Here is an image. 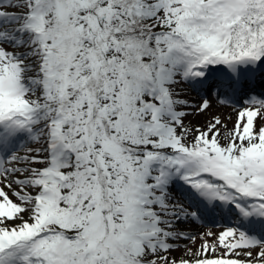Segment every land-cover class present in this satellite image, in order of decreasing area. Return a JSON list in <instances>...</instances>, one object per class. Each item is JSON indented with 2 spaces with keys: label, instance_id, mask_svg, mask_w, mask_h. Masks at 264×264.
<instances>
[{
  "label": "snow or ice",
  "instance_id": "snow-or-ice-1",
  "mask_svg": "<svg viewBox=\"0 0 264 264\" xmlns=\"http://www.w3.org/2000/svg\"><path fill=\"white\" fill-rule=\"evenodd\" d=\"M259 84L264 0H0V264H264Z\"/></svg>",
  "mask_w": 264,
  "mask_h": 264
},
{
  "label": "rangeland",
  "instance_id": "rangeland-1",
  "mask_svg": "<svg viewBox=\"0 0 264 264\" xmlns=\"http://www.w3.org/2000/svg\"><path fill=\"white\" fill-rule=\"evenodd\" d=\"M177 90L181 92L182 98L189 99L190 102L193 103L199 102L200 96L197 94V92L191 91L190 89H188L186 85L183 84L178 85ZM233 107H234L233 105L220 106L214 102L212 107L208 111L202 114H197L194 109H188V111H190L192 114L186 118L185 123L194 127L195 126L203 127L208 121L212 119L213 116H219L228 125V127L231 128L236 119L235 112L233 111ZM229 115H231L232 117L231 120L227 119ZM227 226L228 224L226 223L211 224V223H203L201 221H195V222L190 221L186 223L184 227L188 229L190 233L195 236L196 238L195 243L193 244L188 240H181L180 241L181 248L178 251L173 252V256L180 257L183 254L184 245L193 248V250L199 247V245L202 243L201 236L203 233L209 230L218 233Z\"/></svg>",
  "mask_w": 264,
  "mask_h": 264
}]
</instances>
